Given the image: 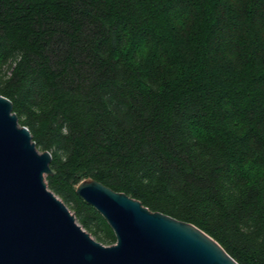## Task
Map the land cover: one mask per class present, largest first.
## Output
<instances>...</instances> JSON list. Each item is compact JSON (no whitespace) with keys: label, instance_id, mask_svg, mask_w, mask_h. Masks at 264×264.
Returning a JSON list of instances; mask_svg holds the SVG:
<instances>
[{"label":"trees","instance_id":"1","mask_svg":"<svg viewBox=\"0 0 264 264\" xmlns=\"http://www.w3.org/2000/svg\"><path fill=\"white\" fill-rule=\"evenodd\" d=\"M0 95L96 241L87 178L264 264V0H0Z\"/></svg>","mask_w":264,"mask_h":264},{"label":"water","instance_id":"2","mask_svg":"<svg viewBox=\"0 0 264 264\" xmlns=\"http://www.w3.org/2000/svg\"><path fill=\"white\" fill-rule=\"evenodd\" d=\"M50 163L0 95V264H238L194 225L87 178L75 193L113 231L103 245L48 188Z\"/></svg>","mask_w":264,"mask_h":264},{"label":"rangeland","instance_id":"3","mask_svg":"<svg viewBox=\"0 0 264 264\" xmlns=\"http://www.w3.org/2000/svg\"><path fill=\"white\" fill-rule=\"evenodd\" d=\"M77 223H78V221H77ZM79 224V223H78ZM92 238H94V237H92ZM105 246H108V245H105Z\"/></svg>","mask_w":264,"mask_h":264}]
</instances>
